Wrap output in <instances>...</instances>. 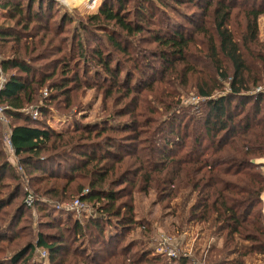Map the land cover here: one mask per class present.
<instances>
[{"label":"trees","instance_id":"trees-1","mask_svg":"<svg viewBox=\"0 0 264 264\" xmlns=\"http://www.w3.org/2000/svg\"><path fill=\"white\" fill-rule=\"evenodd\" d=\"M134 3L128 13L127 0H104L97 13L87 15L75 27L71 13L65 11L59 18L54 15L52 0H0V8L14 21L13 26H0L2 47L12 44L1 64L7 79L0 88V106L12 121L10 139L15 155L32 180H60L68 191L75 188L77 193L87 187L86 199L94 201L98 211L85 225L68 220L60 226L53 216L54 220L42 224L36 242L30 240L9 252L0 258V264L163 263L149 248L132 252L133 245L121 244L122 233L139 224L132 202L135 189H153L157 194L163 191L171 198L182 188L196 193L185 216L187 221H205L217 226L218 232L224 231L223 245L209 258L210 264H244L246 256L264 255V95L249 93L264 82V41L259 37L264 0ZM161 4L177 11L179 5L190 4L196 10L184 16L187 24L166 22V16L154 18L155 10L165 13ZM52 20L57 25L53 39L61 33L63 40L51 50L49 46L46 55L59 52L60 56L53 60L57 63L53 69L39 72L26 58L36 51L35 40H28L36 35L31 23L38 22L39 30L47 33L50 28L41 22L50 25ZM162 23L166 26L161 30L151 28L162 27ZM70 28L73 35L68 49L63 41L68 43L64 31ZM144 32L150 35L146 43H156V48L146 49L147 54L139 57L132 54L136 41L130 39ZM44 34L40 38L44 39ZM121 54L130 61L132 70L123 66L128 64L118 58ZM147 55L162 62L158 74L139 66L138 61ZM45 58L38 55L36 59ZM91 63L98 65L91 70ZM182 63L181 83L187 85L196 75L194 91L204 103L193 110H178L180 100L174 99L162 102V110L146 106L139 97L143 89L137 82L132 84V71L151 77L145 84L149 87L164 81L166 74L172 76ZM149 67L153 70L151 64ZM81 73L94 75V79L110 78L113 86L122 89L121 97L130 99L102 121L77 122L74 129L63 132L23 111L38 100L37 90L49 79L53 96L64 95L70 103L79 84L86 81ZM113 90L108 89L107 94ZM48 110L47 104L40 107L43 115ZM160 114H166V119L158 124L154 118ZM13 172L9 159L0 160V186ZM44 187L35 189L37 205L46 199L44 196L66 198L57 188ZM125 195L130 198L119 202ZM23 196L26 191L21 183L16 182L6 192L0 188V247L23 233L25 213L30 208ZM84 230H90V248H72L70 238L77 242ZM37 247L46 252L48 262L31 261ZM230 256L235 258L229 260Z\"/></svg>","mask_w":264,"mask_h":264},{"label":"rangeland","instance_id":"rangeland-1","mask_svg":"<svg viewBox=\"0 0 264 264\" xmlns=\"http://www.w3.org/2000/svg\"><path fill=\"white\" fill-rule=\"evenodd\" d=\"M103 1L104 0H52V4L54 5L53 12L57 18H59L65 11L71 13L73 18H75L74 26L76 27L80 20H86L87 15L97 13L103 4ZM134 2L135 0H127L126 8L128 9V13L132 12L135 7ZM161 6V8L165 10V13H159L155 10L154 18L156 19L158 17L166 16L168 19L166 22L172 23L179 22L181 24H187L184 16H187V14L196 10V7H193L190 4L179 5V11L163 4H161ZM45 23L46 22H41V26H48V28H50V31L47 33H45V30H39L38 22L36 23L35 21H32L31 27L35 25V28L31 29V31L36 35H34L33 39H28L29 42L35 40L36 51L33 52L32 55H27L26 58L31 64L39 69V72L42 70L50 71L53 69L51 68L52 66L57 65L53 60L58 58L60 53L56 52L47 56L46 50L49 46L51 47H49L48 50H51L52 47L60 44L63 40L62 35H60L61 33H57L56 40L53 39L54 30L57 29L55 20H52L50 25L49 23ZM67 24L68 26H72L73 23ZM13 25V19L9 17L5 10L0 8V26ZM151 26L153 30H161L162 28H165L166 23H162V27L161 24L159 26ZM94 31H96L97 34L100 32L98 29ZM43 34L44 39L40 38ZM64 34L67 35L65 38L69 40L68 43L65 41L63 42L65 43L66 48L69 49V42L72 38L73 30L71 28L65 30ZM149 36V33L144 32L137 37H132L130 39L131 41H136V44L131 47V49H133L132 54L141 57L142 54H147L145 51L146 49L153 50V48H156V43H146V38H149ZM50 38L52 40H50ZM89 38L91 41L93 40V37ZM262 41L264 40L262 39ZM11 45V42H9L4 45L3 48L0 42V55L2 58H4L5 53L9 54V47ZM30 46H32V43H30ZM38 55L46 56V58L36 59L38 58ZM21 56L24 58L25 54L23 55L22 53ZM118 58L128 64L126 65L123 63L126 70H132L130 61H127V58H125L123 54L119 55ZM150 58H153V62L150 60L151 63L147 61ZM156 59L157 57L155 55H149L146 58L140 59L141 61L139 60L138 64L144 69V71L149 73L154 71L158 74L161 71L162 62ZM49 62H53V64L51 63L50 65ZM77 63L80 67L83 66L82 61H77ZM96 64L97 63H91L90 69L92 70L93 66ZM148 64L149 66L150 64L153 66V70L150 69L152 67L147 66ZM96 69H99V72H102L101 66H99V68L97 66ZM182 70H184L183 63L172 76L166 74L164 75V81H156L149 87L145 84L152 80L151 77L149 78L147 74L140 71H132V84L135 85L137 82L138 86L143 89L140 90L139 97L149 108L157 107V109L162 110V102L169 99H174L175 101L180 100L179 103L176 104L178 105V110L179 108L184 107L191 109L198 108L204 103V101L194 91L197 77L196 75H192V79H188V84L183 85L180 76ZM38 71L36 72L37 77L40 76ZM81 76L82 78H86L84 79L86 81L79 84L78 88L74 91L75 94H77L76 98L70 103L64 95H61L60 97L59 95L58 97L53 96L55 90L48 86L51 81L49 79L44 86L37 90L39 94L38 100L32 105L27 106L23 111L32 114V117L34 118H39L43 122H46V124L54 130L63 132L68 129H74L77 122L85 123L102 121L103 118L110 116L112 112L115 113L116 110H119L120 108L122 109L125 103L130 99V97L127 99L121 97L122 95H120V93L122 92V89H117V86H113L110 83V78L103 80V78L99 76L97 77L98 79H94V75L88 76L84 75V73H81ZM154 77L158 78L157 75ZM6 79L7 75L0 67V87L6 82ZM140 79L143 83H140ZM223 85H225L226 90H228V82L225 81ZM260 86H264V82L261 83ZM113 88V93L108 95V89ZM256 88L249 90V93L258 94ZM167 94L171 95L167 96ZM42 104H47L49 109L47 114L43 115L40 113V107ZM129 104V107L133 106L132 102ZM125 118H127V116H125ZM154 119H157V123L161 124V122L166 119V114L156 115ZM11 123V119L5 115V113H0V160L9 159L14 167L13 174L11 177L3 178L5 183H3L0 188L3 192H6L12 188L16 182L21 183L23 191H26V196H23V199L20 197L19 200L22 199L30 208L25 213L26 220L23 222V233H21V236L17 240L6 243L0 247V258L5 257V255L14 249L22 247L30 240L36 242L37 233L44 228L42 224L48 220H54V217L56 220L60 221V226L67 225L69 221H78L82 225H85L88 220L92 216H96L98 212L96 210V203L86 199L88 196L87 187L81 193H77L75 188H71L68 191L66 185L60 180H38V178L32 180L30 172L25 169V167L19 162L18 157H16L15 152L10 149L8 138L11 132ZM258 168H260L259 165ZM129 178H132L131 174H129ZM43 186H45V189L53 188L55 190V188H57L59 193H64L63 195L66 196V198L49 199L50 196H44L46 198L44 200L45 202L41 201V203L37 205L35 203V189ZM122 186H124V184L117 186L114 189L117 190ZM124 192L127 194L128 191ZM129 198L130 195H125L119 199V202L122 200H128ZM195 198L196 193L192 194L187 189L183 188L180 189L173 198H171V195L167 196L163 191L157 194L153 189H148V191L135 189L132 193V202L136 212V219L139 224L134 229L122 233L121 244L133 245L132 252L142 249L147 250L149 248L148 250L151 251L152 254L162 257L163 263L161 264H210L209 258L211 256L215 257L217 249H220L223 245L224 231L222 233L218 232L217 226H212L205 221H187V217L185 218V216H187L189 207L191 203L194 202ZM183 204H185V208L183 207ZM49 230L53 232L52 229H48L47 231ZM83 232V234H78L77 242L73 241V238H70L72 248L75 246L90 248V230H84ZM173 253H175V255H173ZM235 256H230L229 260H233ZM47 257L48 255L46 256V252H44L42 248L37 247L32 255L31 261L34 263L48 262ZM183 258H185V260L182 261ZM230 262L231 261L226 263L231 264ZM244 264H264V255L254 253L246 256Z\"/></svg>","mask_w":264,"mask_h":264},{"label":"built area","instance_id":"built-area-1","mask_svg":"<svg viewBox=\"0 0 264 264\" xmlns=\"http://www.w3.org/2000/svg\"><path fill=\"white\" fill-rule=\"evenodd\" d=\"M2 60H3V58H2V56L0 55V67H1V64H2ZM2 68V67H1ZM4 85V84H3ZM2 85V86H3ZM1 88V87H0ZM257 93L258 94H261V93H263L264 94V86H258L257 88ZM4 111V107H2V106H0V113H2ZM4 113V112H3ZM11 133V132H10ZM8 143H9V146H10V149L11 150H13L14 151V147H13V145H12V143H11V139H10V135H9V138H8ZM29 201V200H28ZM31 201V200H30ZM173 255H175V253H173Z\"/></svg>","mask_w":264,"mask_h":264},{"label":"crops","instance_id":"crops-1","mask_svg":"<svg viewBox=\"0 0 264 264\" xmlns=\"http://www.w3.org/2000/svg\"><path fill=\"white\" fill-rule=\"evenodd\" d=\"M259 37L261 40H264V14L259 18Z\"/></svg>","mask_w":264,"mask_h":264}]
</instances>
